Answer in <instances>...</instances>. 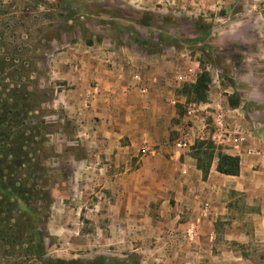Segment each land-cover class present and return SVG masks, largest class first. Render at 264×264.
<instances>
[{"label": "rangeland", "instance_id": "1", "mask_svg": "<svg viewBox=\"0 0 264 264\" xmlns=\"http://www.w3.org/2000/svg\"><path fill=\"white\" fill-rule=\"evenodd\" d=\"M123 4L127 18L120 20L110 17L119 12L112 0H0V109L20 160L14 189L36 185L35 198L18 196L11 214L19 254L0 250V264H264V241L253 233L261 199L235 190L237 178L216 170L227 149L240 166L242 158L256 160L243 166L264 187V0ZM125 45L170 94L165 112L159 103L143 106L138 119L144 126L161 120L170 134L157 131L150 146L123 136L109 150L95 126L113 118L93 114L89 91L100 80L89 71L100 63L111 70ZM86 58L91 69L82 67ZM203 71L208 97L198 103L190 85ZM236 99L239 106H231ZM119 112L117 127L137 120ZM94 154L99 161L76 167ZM199 160L209 172L215 166L216 179L195 175ZM35 234L40 254L24 255Z\"/></svg>", "mask_w": 264, "mask_h": 264}, {"label": "crops", "instance_id": "2", "mask_svg": "<svg viewBox=\"0 0 264 264\" xmlns=\"http://www.w3.org/2000/svg\"><path fill=\"white\" fill-rule=\"evenodd\" d=\"M111 1V0H110ZM118 4L119 12H115V14L110 15L111 18L115 19H125L127 18V14L124 9L123 3L128 4H134L136 8L138 9H146V6H150V3L154 2L155 0H112ZM139 4L137 6L136 4ZM120 24V23H119ZM119 51H117L113 57V68L111 70H106L104 68V64L100 63V65L96 66L92 71H89L90 76H94L97 80L99 79V87H101V94H99V87L96 88V91H89L90 97L95 96V98H91L94 101H96L97 110L96 113L93 112V114L96 115H107L111 118H113V121L111 126L107 125L105 121L101 120L100 123L97 124L95 135L99 134V136H102V139L99 140L100 143H102L106 149L114 150L115 147H118L117 145V139H121L123 136L131 137V141L133 140V144H141L142 142L147 143L150 145H156L157 139H156V132L159 131L163 134H170L169 128L166 127V125L161 124V120L152 121L150 120L148 122V126H144L142 121L138 119L139 115L137 113L141 112L143 113V106H147L149 108V111L152 108H158L155 103H159V110L160 112H165V104L168 105V103L165 100V97L170 96L169 93H167V86L162 83V78L158 77L159 74L157 73H151L150 75L145 73L144 69V62H140L134 59V57L131 55V53L128 52L129 48L128 46H119ZM89 60L86 58L84 61L82 67L85 69H91V63L88 62ZM73 67L72 65H70ZM86 73H88L85 70ZM104 73L110 74L105 76ZM140 74H144V80L140 77ZM105 78H108L107 81H105ZM138 78L140 80H138ZM158 80L160 84L155 83V81ZM141 81V82H140ZM138 84V86H137ZM147 85V86H146ZM107 88H106V87ZM147 87V88H146ZM109 90V92H104V90ZM87 96V95H86ZM144 104V105H143ZM101 108V110H99ZM103 108V109H102ZM153 109V110H154ZM105 110V111H104ZM157 110V109H156ZM117 111H120L119 113L123 114L124 118L129 119L131 117L137 118L136 121L133 120L132 123H126L122 124V126L117 127L113 124L115 120V115L117 114ZM132 111H134V115H132ZM155 111H153L154 113ZM150 112H148L149 114ZM152 113V114H153ZM151 114V113H150ZM105 123V124H104ZM136 128V129H135ZM139 132V133H138ZM159 133V134H160ZM105 136V138L103 137ZM165 136V135H164ZM110 140H107L106 138H109ZM144 138V139H143ZM143 139V140H142ZM228 154L231 155H238L237 153H232L229 150H225ZM160 156V153H158ZM112 158V157H111ZM100 155L94 154V157L90 155L86 159H80V161H77L79 164L76 165L78 169L82 168L83 163H86L88 161H99ZM118 159V156L116 157ZM195 162V161H194ZM254 163L256 160L245 157L241 159V171L238 176H231V175H225L221 174V176L224 177H230V178H237V182H233V187L235 190H238L239 192H243L247 194L251 199H261L260 209L256 210L254 216H253V227H254V234L257 238H261V240L264 241V187L255 186L253 181H250L248 179V174L246 171L245 166H243L244 163ZM194 173L196 176L203 175V171L197 169L196 163H194ZM217 171H215V166L213 165L211 168V171L208 175V181L212 179H216L217 176L215 175ZM254 172V171H253ZM121 173H119L117 176H119ZM256 175V174H255ZM254 177V176H253ZM226 180H228L226 178ZM228 182V181H226ZM230 182V181H229ZM260 206V205H259Z\"/></svg>", "mask_w": 264, "mask_h": 264}, {"label": "trees", "instance_id": "3", "mask_svg": "<svg viewBox=\"0 0 264 264\" xmlns=\"http://www.w3.org/2000/svg\"><path fill=\"white\" fill-rule=\"evenodd\" d=\"M206 31L209 32L207 28ZM207 76L208 73L206 71H203V73L199 75L196 83L190 85V88L194 89V91L197 92L196 102L198 103H203L207 101V97H208L206 93L208 87ZM5 103H6L5 98L1 96L0 107L1 104L5 105ZM239 104H240L239 99L231 101V106L233 107H237L239 106ZM10 110L11 109L7 108L8 113H10ZM2 112L3 115H1ZM5 112H6V108H3V110L0 109V250L3 251V257H4V252H5V256H7L6 254L8 253H10L11 256L19 254L17 253V251H15V248L18 244L17 242L20 233L16 231L17 225L14 224L13 222H10V220H13L11 214L15 211V206L18 205L19 207L20 205L19 204L20 199L18 196L20 197L28 196L29 201L35 198L33 193H35L34 188L36 186V185H31L30 187L27 188L25 185L22 184L27 189L24 188L14 189V186L21 187L20 182H19L20 185L17 184L19 181L18 172H20V169L18 168L19 167L18 162H20V160L18 158H14L12 152L10 151L12 150L11 148H14L15 141L13 142L12 139L10 141L8 138H6L7 134H9L8 133L9 129H6L7 127L6 128L3 127V123L5 122L4 120ZM12 121L14 122V124H16L17 122L19 123V125L24 124V121L18 120V118H13ZM15 138L18 137L15 136ZM203 144L204 143L200 144L201 147ZM208 144L212 146V143L209 142ZM198 151H200V148ZM10 156L11 157L13 156L12 159H8ZM198 168L203 169L204 176L207 177L209 173L210 165L206 169H204L203 166L200 164V160H199ZM240 169H241L240 158L238 156L223 154V153H220L218 155V163L216 168L218 172L225 175L238 176L240 174ZM10 170H12L11 174H10ZM33 238L35 239V241L29 240L27 242V245L24 249V255L36 256L37 254H40L41 252V247H39L40 239L36 234L33 236ZM75 263L78 262L57 259L55 261H46L43 264H75ZM82 264H85V262H82Z\"/></svg>", "mask_w": 264, "mask_h": 264}, {"label": "built area", "instance_id": "4", "mask_svg": "<svg viewBox=\"0 0 264 264\" xmlns=\"http://www.w3.org/2000/svg\"><path fill=\"white\" fill-rule=\"evenodd\" d=\"M220 119H221V115H219L216 121H220ZM178 145L180 147H186L188 145V141L185 139H180V141H178Z\"/></svg>", "mask_w": 264, "mask_h": 264}]
</instances>
